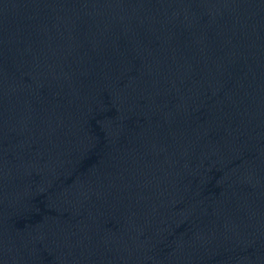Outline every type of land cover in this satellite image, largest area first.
<instances>
[{
  "label": "water",
  "instance_id": "obj_1",
  "mask_svg": "<svg viewBox=\"0 0 264 264\" xmlns=\"http://www.w3.org/2000/svg\"><path fill=\"white\" fill-rule=\"evenodd\" d=\"M0 264H264V0H0Z\"/></svg>",
  "mask_w": 264,
  "mask_h": 264
}]
</instances>
